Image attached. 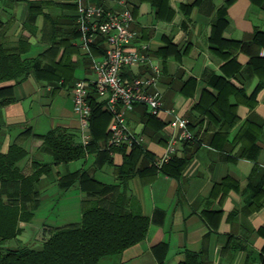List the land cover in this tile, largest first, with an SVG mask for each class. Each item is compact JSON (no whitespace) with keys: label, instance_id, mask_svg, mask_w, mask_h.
<instances>
[{"label":"crops","instance_id":"0c3cea01","mask_svg":"<svg viewBox=\"0 0 264 264\" xmlns=\"http://www.w3.org/2000/svg\"><path fill=\"white\" fill-rule=\"evenodd\" d=\"M228 1L127 0L136 34L130 49L149 63L126 69L124 78H157L150 91L163 105L155 117L136 105L126 114L132 142L108 150L109 115L91 116L84 128L74 111L72 89L95 79L106 49L102 39L84 46L77 0H0L3 49L34 65L23 79L2 83L13 86L2 98L13 101L0 108V153L21 147L24 177L46 166L35 184L39 207L20 224L17 242L41 247L55 231L78 227L85 203L113 209L123 197L124 207L134 200L149 219L147 236L99 264H181L187 253L203 264H264V63L239 47L229 54L222 42L242 45L264 34V0H234L218 36ZM104 8L125 9L116 0ZM91 100L107 110L105 98ZM176 118L188 121L195 140L177 142L162 165L181 131L171 125ZM56 129L76 144L95 142L93 151L55 166L42 138Z\"/></svg>","mask_w":264,"mask_h":264},{"label":"trees","instance_id":"16d2710c","mask_svg":"<svg viewBox=\"0 0 264 264\" xmlns=\"http://www.w3.org/2000/svg\"><path fill=\"white\" fill-rule=\"evenodd\" d=\"M233 1L229 0L218 12L216 27L218 36L227 26V10ZM97 4L104 7L101 2ZM2 28L0 21V108L13 101L10 97L2 98V92L9 94L13 88L2 87V83L19 81L34 67L30 62H22L17 55L9 54L3 49ZM222 42L231 48L229 54L239 47L241 52L250 56L252 63L257 60L264 63V57L259 56V50L264 48V34L256 33L251 42L242 45L224 40ZM262 85L263 83L260 84ZM91 94L96 93L92 91ZM90 106L92 119L101 112L102 115L108 114L111 122V115L108 110L103 111L102 104L91 100ZM108 139L109 132L105 144ZM42 140L51 152L55 166L82 158L86 153L92 152L93 143L95 145V142H90L86 146L76 144L72 136L61 129L49 132ZM25 157L26 152L15 145L11 146L7 153H0V264H99L104 257L122 254L146 238L149 219L142 215L134 200L128 201L124 207V198L119 197L113 209L106 208L100 203H85L81 224L75 228L55 231L42 243L40 249L19 244L17 241L22 232L20 224L29 222L32 219V212L39 207L40 199L35 184L46 168L45 166L41 171H36L32 176H22L18 163ZM76 179L75 177L67 183H62L61 179L60 186L70 187ZM11 241L18 243L17 246L6 247ZM181 264L203 263L198 254L187 253Z\"/></svg>","mask_w":264,"mask_h":264},{"label":"built area","instance_id":"2783aa9c","mask_svg":"<svg viewBox=\"0 0 264 264\" xmlns=\"http://www.w3.org/2000/svg\"><path fill=\"white\" fill-rule=\"evenodd\" d=\"M110 0H77L79 31L84 46L94 44L102 39L106 49L103 58L95 64V79L92 82L80 81L71 91L74 111L80 117L82 126L88 127L92 114L89 104L91 92L105 98L107 110L111 115L109 124V139L106 148L112 150L122 142H132L127 131L126 114L136 106L144 105L149 114L158 116L162 110V101L158 93L150 89L155 85L157 78L136 77L125 79L126 69H135L149 63L147 55L130 49L136 37L130 26L134 21L129 9H126L127 0H116L125 9L121 12L106 10L97 2L106 3ZM264 57V51L262 53ZM174 130L181 131L174 134L169 142L161 164L168 162L174 154L175 144L192 141L193 132L187 130L188 121L176 118L172 122ZM178 135V136H177Z\"/></svg>","mask_w":264,"mask_h":264},{"label":"rangeland","instance_id":"374dc122","mask_svg":"<svg viewBox=\"0 0 264 264\" xmlns=\"http://www.w3.org/2000/svg\"><path fill=\"white\" fill-rule=\"evenodd\" d=\"M18 243L20 244V242H18ZM18 243L11 241V242L7 243L6 247H15V246H17ZM27 246L32 248V249H40V247L36 246V245H27Z\"/></svg>","mask_w":264,"mask_h":264}]
</instances>
